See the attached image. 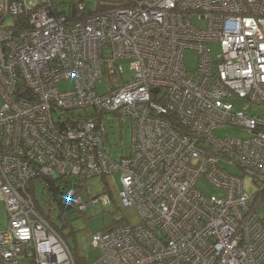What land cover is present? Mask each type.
I'll use <instances>...</instances> for the list:
<instances>
[{"label": "built area", "instance_id": "2783aa9c", "mask_svg": "<svg viewBox=\"0 0 264 264\" xmlns=\"http://www.w3.org/2000/svg\"><path fill=\"white\" fill-rule=\"evenodd\" d=\"M100 4L112 5L85 14L80 2L72 15L53 0H0V264H78L38 210L32 181L75 178L63 203L83 212L78 183L117 171L122 206L140 221L93 234L101 251L84 264H264V0ZM186 49L198 53L195 70ZM111 112L131 120L119 159L107 151ZM227 125L247 136L215 134ZM202 176L223 194L199 189ZM100 200L110 202L91 201Z\"/></svg>", "mask_w": 264, "mask_h": 264}, {"label": "rangeland", "instance_id": "374dc122", "mask_svg": "<svg viewBox=\"0 0 264 264\" xmlns=\"http://www.w3.org/2000/svg\"><path fill=\"white\" fill-rule=\"evenodd\" d=\"M58 11L69 13L71 11V4L75 2H82L88 10L93 12L98 11L101 2L107 0H53ZM101 1V2H100ZM13 20H9L12 22ZM205 24V22H203ZM212 54L215 56L220 52V46L218 43L211 45ZM198 53L193 49H186L184 52V63L189 70H195L198 65ZM123 63L126 75H131L129 69V60L125 59L121 61ZM62 91L72 90L75 87L74 80H63L58 84ZM2 99L0 98V106ZM95 109L89 107L85 109H76L75 115L81 116L93 114ZM72 114H68L67 117H71ZM106 130L109 136V142L107 143V151L115 158L119 159L122 155H127L130 151L132 140V127L131 120L127 115H121L115 112L106 113L104 115ZM217 136L219 137H240L247 136L244 129L227 125L224 127H218L216 129ZM226 164L229 171L243 175V170L232 163L222 162ZM246 190L254 195L257 192L253 183H250V179L246 176ZM33 193L37 203L38 210L49 217L56 226L62 229L66 236V240L74 250L78 264H84L87 261H93L100 254V248L96 247L92 242L93 234L103 232L108 227L113 226L116 223L127 221L137 224L140 221L138 212H135L131 207H123L121 198L118 196L119 191L122 189L121 184V172L117 171L105 178L101 176H95L87 179L83 183L82 191L85 200L88 202L85 210L79 211L75 208H69L62 210L57 204L50 202L49 194L44 190V185L36 178L32 181ZM80 183H78L79 185ZM197 187L201 189L207 195H222L223 191L220 188L214 186L205 176H202L197 181ZM108 195L110 198L109 203H105L103 200L91 201L93 198H99L100 196ZM256 212L264 223V194L261 195L256 206ZM1 215V227H5L7 223V213L5 204H0ZM29 264V263H21Z\"/></svg>", "mask_w": 264, "mask_h": 264}, {"label": "trees", "instance_id": "16d2710c", "mask_svg": "<svg viewBox=\"0 0 264 264\" xmlns=\"http://www.w3.org/2000/svg\"><path fill=\"white\" fill-rule=\"evenodd\" d=\"M80 3V1L78 2H75L73 4H71V9L74 7H77L78 4ZM55 4V3H54ZM112 4H100V7L99 9L100 10H106V9H109L111 7ZM56 7V5H54ZM57 8V7H56ZM71 12V11H70ZM93 11L91 10H88L86 11L85 14H90L92 13ZM103 178H105L106 176H101ZM39 180H41V182L43 183L44 185V190L49 194L50 196V202L51 203H55L57 204L63 211L64 210H67L69 209L68 206H66L64 203H63V194L64 192H66L67 188H69L71 185H74L76 184L74 182L75 178H73L72 180L70 179H60V178H56V179H53L51 177H40ZM83 182H80V187L82 188L83 187ZM31 191L33 192V187H31ZM34 194V193H33ZM35 197V196H34ZM37 205V203H36ZM45 216V215H44ZM46 217V216H45ZM51 223H53V225L55 226V228L65 237L66 239V236L64 234V232L62 231L61 228H59L58 226H56L54 224V222L49 218V217H46ZM124 222V221H123ZM122 222L120 223H116L114 224L113 226H116L118 224H121ZM111 226V227H113ZM111 227H108L111 228ZM72 248V247H71ZM73 250V249H72ZM73 253H74V250H73ZM75 255V253H74ZM76 256V255H75ZM78 262V261H77Z\"/></svg>", "mask_w": 264, "mask_h": 264}, {"label": "water", "instance_id": "95a60500", "mask_svg": "<svg viewBox=\"0 0 264 264\" xmlns=\"http://www.w3.org/2000/svg\"><path fill=\"white\" fill-rule=\"evenodd\" d=\"M75 10H76V9L73 7V8H72V15H75V12H76ZM155 90H156V89H155Z\"/></svg>", "mask_w": 264, "mask_h": 264}]
</instances>
